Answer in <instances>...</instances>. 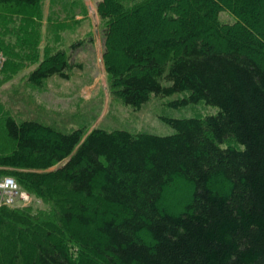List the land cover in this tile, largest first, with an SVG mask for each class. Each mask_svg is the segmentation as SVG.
<instances>
[{"label":"trees","instance_id":"trees-1","mask_svg":"<svg viewBox=\"0 0 264 264\" xmlns=\"http://www.w3.org/2000/svg\"><path fill=\"white\" fill-rule=\"evenodd\" d=\"M44 3L0 0V88L30 69L34 90L71 79L83 42L68 52L54 30L87 9L51 0L45 17ZM97 11L113 99L216 111L161 116L173 129L161 136L69 131L0 102V175L44 204L0 206V264H264V0H100Z\"/></svg>","mask_w":264,"mask_h":264},{"label":"rangeland","instance_id":"rangeland-1","mask_svg":"<svg viewBox=\"0 0 264 264\" xmlns=\"http://www.w3.org/2000/svg\"><path fill=\"white\" fill-rule=\"evenodd\" d=\"M44 1L47 17L51 0ZM99 1L83 0L87 9L86 18L79 16L77 19L80 23L77 25L68 22L69 30H54L61 35L60 44L68 52L73 51L71 47L74 44L83 42L73 52L75 68L71 79L54 77L45 83L42 90H34L27 83V75L32 70H26L0 88V102L11 105L22 118L38 119L69 131L82 123H88L89 132L102 128L108 131L120 129L135 133L148 132L161 136L173 134V129L160 120L161 116L192 118L215 113L216 109L204 104L175 110L158 99L135 112L113 99L109 94L108 77L103 64L104 40L101 18L97 11ZM220 19L226 23L234 21L226 12L220 14ZM47 27L44 21L43 31L50 35ZM55 32L53 36L56 35ZM43 205L41 200L33 196L32 206Z\"/></svg>","mask_w":264,"mask_h":264},{"label":"built area","instance_id":"built-area-1","mask_svg":"<svg viewBox=\"0 0 264 264\" xmlns=\"http://www.w3.org/2000/svg\"><path fill=\"white\" fill-rule=\"evenodd\" d=\"M6 56L0 51V74L6 65ZM33 196L20 188L11 177H0V206L25 208L31 206Z\"/></svg>","mask_w":264,"mask_h":264}]
</instances>
